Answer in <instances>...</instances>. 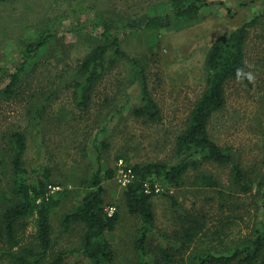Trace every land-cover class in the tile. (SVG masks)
Segmentation results:
<instances>
[{
	"label": "rangeland",
	"instance_id": "1",
	"mask_svg": "<svg viewBox=\"0 0 264 264\" xmlns=\"http://www.w3.org/2000/svg\"><path fill=\"white\" fill-rule=\"evenodd\" d=\"M207 1L217 3L204 8L193 24L158 32L134 26L156 12L170 11L171 0H13L0 6V160L4 161L0 190H7L11 181L10 135L23 132L28 137L26 167L31 176L48 168L60 185L55 191L70 190L52 217L55 250L77 246L79 229L64 233L60 220L80 202L83 184L99 162L104 171L116 170L120 159L128 166L177 162V137L206 88L205 61L211 45L222 33L257 16L261 18L250 29L246 45L253 86L236 80L226 85L227 105L213 115L209 132L253 177L264 174V0ZM219 2L232 10L231 15ZM245 2L249 4L241 7ZM95 21L115 23L122 49L144 68L161 110L159 122H145L132 114L142 104V94L140 77L128 60L108 72L89 110L78 107L71 81L80 61L102 42ZM45 33L53 37L21 72L15 95L4 97L1 90L10 78L3 70L16 73L24 63L26 46ZM100 142L109 149L101 148ZM199 174L213 176L221 185L219 190L196 186ZM158 184L163 192L153 198L156 224L151 248L159 255L160 248H168L174 239L180 245L188 243L170 264H184L183 259L200 245L219 247L220 240L228 243L250 235L262 219L256 189L244 194L233 186L232 164L205 163L185 176L181 188ZM104 185L106 201L120 213L116 231L108 235L117 253L116 264H137L133 242L140 221L128 213L125 188L116 178ZM27 222L26 230L20 231L23 242L36 229L34 218ZM69 260L87 264L79 256ZM0 264L6 263L0 259Z\"/></svg>",
	"mask_w": 264,
	"mask_h": 264
},
{
	"label": "trees",
	"instance_id": "2",
	"mask_svg": "<svg viewBox=\"0 0 264 264\" xmlns=\"http://www.w3.org/2000/svg\"><path fill=\"white\" fill-rule=\"evenodd\" d=\"M13 0H0V6ZM217 2L207 0H171V9L163 14L156 12L141 25L144 31L154 32L193 24L199 19L201 11ZM226 12L231 15L232 10ZM249 3L240 4L241 7ZM244 23L233 31L222 33L211 45L206 61V88L197 100L186 128L177 137L175 147V164L151 162L130 165L136 175L135 181L123 190L125 207L132 217L140 221L133 245L139 256L137 264H170L174 263L180 247L187 248L188 243L178 244V240L161 247L160 253L151 248V235L155 230L156 215L153 198L156 194L145 193L144 185L150 182L162 183L173 188H181L185 176L197 171L205 163L220 166L232 164V184L244 194L256 189L260 200L259 209L262 219L250 235L231 239L228 243L220 240V246L196 247L184 264H264V174L253 177L251 172L234 162V155L229 148L215 142L209 132L211 118L227 105L226 85L230 81H240L253 86L252 77L246 64V45L250 29L260 19ZM96 30H100L101 43L96 45L81 61L76 70V77L71 81L77 95V105L82 110H89L93 104L95 93L105 76L122 60L130 61L136 76L140 77L142 104L132 110V114L145 122L157 123L161 119V110L152 96L144 68L122 49L116 30L118 27L110 21H95ZM141 26V27H140ZM52 34H42L29 43L24 50V63L16 73L4 71L10 78L9 83L1 90L6 98H12L21 82V72L28 62L33 61L43 50ZM41 111V110H40ZM105 150L109 145L100 142ZM28 137L23 132L10 135V168L11 181L7 190H0V259L6 264H81L69 260L71 256H79L87 260V264H116L117 253L108 235L116 231L120 222V213L109 214L113 206L106 201L107 189L105 181L113 180L116 170L104 171L99 162L98 169L86 180L81 190L80 202L70 211L64 213L60 224L62 232L68 233L78 228L79 242L73 249L55 250L54 227L52 217L68 198L70 190H53L59 187L52 178L50 169L31 176L26 167ZM128 162V159H126ZM4 161L0 160V167ZM196 186L219 190L218 180L207 174L196 176ZM173 205L178 206L173 198ZM35 219V233L29 241L23 242L20 231L28 227V219ZM199 228V227H198ZM201 230V229H199ZM191 241L189 230H186ZM222 239V238H221Z\"/></svg>",
	"mask_w": 264,
	"mask_h": 264
},
{
	"label": "built area",
	"instance_id": "3",
	"mask_svg": "<svg viewBox=\"0 0 264 264\" xmlns=\"http://www.w3.org/2000/svg\"><path fill=\"white\" fill-rule=\"evenodd\" d=\"M115 178L117 183L121 187L126 188L128 185L132 184L135 181L136 175L133 168L131 166L126 165L123 159H120L117 165ZM55 189L56 187L53 188V190ZM144 189H145V193L147 194H152V193L159 194L163 192L162 186L158 183H155V185L152 186L150 182H146L144 185ZM114 212H115V208L111 207L109 209V214L111 215Z\"/></svg>",
	"mask_w": 264,
	"mask_h": 264
}]
</instances>
